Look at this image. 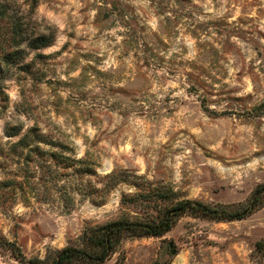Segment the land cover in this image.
Masks as SVG:
<instances>
[{
    "label": "rangeland",
    "instance_id": "rangeland-1",
    "mask_svg": "<svg viewBox=\"0 0 264 264\" xmlns=\"http://www.w3.org/2000/svg\"><path fill=\"white\" fill-rule=\"evenodd\" d=\"M6 1L0 30L12 20L23 51L0 66V148L18 125L52 139L27 180L0 157L13 181L0 187V234L26 257L134 216L122 194L234 204L264 181V0ZM29 33L48 44L31 49ZM64 156L84 162L61 168ZM261 238L264 206L224 221L184 214L97 264H253ZM0 264L17 261L0 248Z\"/></svg>",
    "mask_w": 264,
    "mask_h": 264
},
{
    "label": "trees",
    "instance_id": "trees-1",
    "mask_svg": "<svg viewBox=\"0 0 264 264\" xmlns=\"http://www.w3.org/2000/svg\"><path fill=\"white\" fill-rule=\"evenodd\" d=\"M7 6L8 2L6 0H0V20H4ZM33 7L34 3L31 2V9ZM4 22L6 23L4 30H0V66L4 63L11 64V62H14L13 58L19 57V53L23 51L21 47L23 46L21 45V42H23L22 32L16 29L12 20L9 19ZM32 35L33 33L27 34L32 39L25 38L31 49L48 44V42L38 41L39 35H35L36 37ZM1 113L0 111V115ZM21 129L20 125L13 130L4 129L3 133L8 138L18 135L19 137L15 141L7 142V150H1L0 148V157H3L4 160L13 158V163L16 165V172H13L14 176L17 175V172H20L21 176L27 180L30 164L35 160H46L44 157L45 151L39 146V143L51 144L52 139L41 132L36 125L27 128L23 133H20ZM25 148L27 149L24 151ZM47 155L52 159H56L54 152H49ZM64 158L66 161H62L61 168H68L76 162H84L83 158L75 159L67 156H64ZM3 164L0 161V165ZM36 165L40 169L42 168L41 162L37 161ZM72 168L76 171L92 170L89 167H83V169ZM44 175L45 170H42V173L37 176L38 180L43 181ZM31 176L34 177V175ZM52 177L55 178L54 175ZM11 182L13 181L10 178L0 179V187H7L11 185ZM165 196L166 194L162 192L161 188L147 190L144 193L136 191L132 194H122L120 204L125 206L124 209L131 210L130 206L137 209L133 210L135 212L134 216L123 213L116 218L100 223L86 224L81 229L75 243L68 242L59 248H49L43 257H26L14 242L7 240L2 234H0V248L9 251L17 264L101 263L115 252L124 239L141 236H161L170 230L184 214L216 221L240 219L248 216L264 206V181L256 183L245 200L234 204L212 203L193 198L165 199ZM253 257V264H264V238L255 241Z\"/></svg>",
    "mask_w": 264,
    "mask_h": 264
}]
</instances>
